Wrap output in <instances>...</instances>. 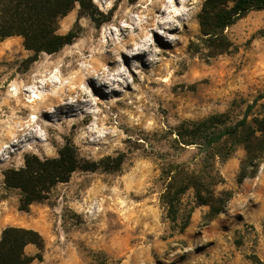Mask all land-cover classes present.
<instances>
[{"label": "rangeland", "instance_id": "obj_1", "mask_svg": "<svg viewBox=\"0 0 264 264\" xmlns=\"http://www.w3.org/2000/svg\"><path fill=\"white\" fill-rule=\"evenodd\" d=\"M92 1L96 22L78 4L60 20L59 34L80 37L56 54L33 62L21 38L0 42V238L8 227L39 232L44 260L31 264H264V157L242 181V146L192 144L205 142L193 137L200 124L219 118L202 130L221 132L264 95V11L215 43L201 28L208 0ZM263 114L261 99L248 120ZM69 142L89 162L123 164L78 171L21 212L4 172ZM171 184L185 189L174 209L164 200ZM195 184L203 198L231 193L215 219Z\"/></svg>", "mask_w": 264, "mask_h": 264}, {"label": "trees", "instance_id": "obj_2", "mask_svg": "<svg viewBox=\"0 0 264 264\" xmlns=\"http://www.w3.org/2000/svg\"><path fill=\"white\" fill-rule=\"evenodd\" d=\"M135 3L137 0H128ZM232 7H225L224 0H208L201 15V28L205 35L210 36L215 43L223 41L218 39L226 28L235 21L245 16L250 11H264V0H229ZM88 14L93 21L95 18V6L92 0H0V42L11 38H21L24 48L34 53L32 61H36L41 54L53 55L60 52L66 46L73 45L80 37L79 32L71 30L65 35L58 33L60 20L69 15L76 5ZM224 6V7H223ZM104 22H100L101 26ZM228 45V44H227ZM225 46L223 51H226ZM256 99L247 109L245 117L235 125L226 127L221 132L207 133L202 129L210 130L221 125L219 118H212L203 122L196 128L194 136L205 134L204 144L201 149L208 152L215 144L224 139L234 146H242L248 157L246 167L242 171L241 180L248 175V167L264 157V114L255 117L252 122L248 120L249 113L255 108ZM112 162L114 163L112 166ZM123 164V156L114 160L108 158L101 162H89L83 159L78 148L71 142L67 143L51 159H41L34 154H26L24 165L19 169H8L4 172V184L9 190H17L20 193L19 210L29 213L35 203H43L49 199L52 191L60 184L68 183L73 174L78 171L96 172L99 169L118 170ZM203 186L195 184L202 205L209 207V220L218 217L230 200L231 193L223 192L219 197L208 196L203 198ZM173 185H169L164 200L169 208L174 209L177 195L184 193L173 192ZM35 246L39 253L35 256L26 254V248ZM45 240L43 236L26 228L8 227L3 230L0 238V264H31L35 260H44ZM258 264H263L256 258Z\"/></svg>", "mask_w": 264, "mask_h": 264}, {"label": "bare ground", "instance_id": "obj_3", "mask_svg": "<svg viewBox=\"0 0 264 264\" xmlns=\"http://www.w3.org/2000/svg\"><path fill=\"white\" fill-rule=\"evenodd\" d=\"M144 51V50H143ZM145 52V51H144ZM140 54V53H139ZM35 99H39L38 97H36ZM30 102H35V100H32V101H30Z\"/></svg>", "mask_w": 264, "mask_h": 264}, {"label": "crops", "instance_id": "obj_4", "mask_svg": "<svg viewBox=\"0 0 264 264\" xmlns=\"http://www.w3.org/2000/svg\"><path fill=\"white\" fill-rule=\"evenodd\" d=\"M30 246H32V245H30ZM28 247H29V246H28ZM28 247H27V248H28ZM27 248H26V249H27Z\"/></svg>", "mask_w": 264, "mask_h": 264}]
</instances>
